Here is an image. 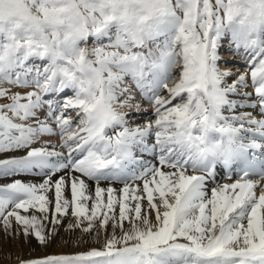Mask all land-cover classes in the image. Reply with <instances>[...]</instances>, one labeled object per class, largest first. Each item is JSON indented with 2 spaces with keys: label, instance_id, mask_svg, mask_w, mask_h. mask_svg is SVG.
Segmentation results:
<instances>
[{
  "label": "snow or ice",
  "instance_id": "snow-or-ice-1",
  "mask_svg": "<svg viewBox=\"0 0 264 264\" xmlns=\"http://www.w3.org/2000/svg\"><path fill=\"white\" fill-rule=\"evenodd\" d=\"M0 101V233L97 245L17 264H264V0H0Z\"/></svg>",
  "mask_w": 264,
  "mask_h": 264
},
{
  "label": "bare ground",
  "instance_id": "bare-ground-1",
  "mask_svg": "<svg viewBox=\"0 0 264 264\" xmlns=\"http://www.w3.org/2000/svg\"><path fill=\"white\" fill-rule=\"evenodd\" d=\"M249 83H250V80H249ZM17 90H19L21 92H26L29 89L19 88ZM232 98L240 99V97L236 98L235 96H233ZM0 102H2V101H0ZM239 110L250 111L249 108H244V109H239ZM44 114H45V112H43V111L40 113L41 116H44ZM44 139L54 141L56 138L50 137V136H45ZM150 142H152V141H150ZM137 152H138V150H137ZM137 152L135 153V154H138V155H136L137 157L142 158L141 156H144V157H147V156L150 157L151 156L153 158L152 162H155V154L148 153L147 155H140V153H137ZM141 162H142V160H141ZM142 163H144V162H142ZM133 166L134 165H132L131 167H133ZM17 178L27 179V180L34 179V177H31V176H29V177H17ZM35 179H38V178H35ZM227 181L228 180L223 179L221 182H227ZM0 182H4V181H0ZM210 187H211V185H210ZM78 235H79V233H76V234H72L70 237L69 234H67V233L63 234V232H62V234H60V236H57L55 241H53L48 247H43V246L39 245L36 240H32L31 244H25L23 242V240L11 241V240L5 238L3 233H0V260L4 259L10 253L12 256L11 258L14 257V254H17V256H24L26 258L27 252L31 251L30 249L34 248V247H36V250L34 252L31 251L32 252L31 256H33V257H40V256H43V255L48 254V253L73 252L75 249L66 248L67 246H69V244L65 243V241L72 242L76 239V236H78ZM61 237H63V239H61ZM50 246L52 248H50ZM16 264H17V262H16Z\"/></svg>",
  "mask_w": 264,
  "mask_h": 264
},
{
  "label": "rangeland",
  "instance_id": "rangeland-1",
  "mask_svg": "<svg viewBox=\"0 0 264 264\" xmlns=\"http://www.w3.org/2000/svg\"><path fill=\"white\" fill-rule=\"evenodd\" d=\"M229 56H230V53H225V59H228ZM36 63H39V61ZM233 65H235V67L238 68L239 71H241V72L244 71V65L241 64L238 60L230 61L229 64H227V65L221 64L222 67H233ZM231 79H235V77H231L230 80ZM127 82L129 83V86L134 87V85L131 84L130 80ZM135 92H136V99L138 100L137 94H140V92L138 89H136ZM139 99H141V98H139ZM144 106H143V108H145ZM145 118H148V117H147V115L145 117L143 114H134V115L130 116L129 120L132 122L130 124V126L135 127L137 125H139V126L144 125L145 123H147L149 121V118L146 119L145 121H143ZM152 118H154V117H152ZM65 223H67V221H65ZM62 232H63V234L65 233L63 228H61L60 234H62ZM58 236H60V235H58ZM84 239L89 240V238L87 236H85ZM68 244H69V246H67L66 248L75 249L74 251L80 250V248L97 246L91 240H89V243H87V244L82 243L79 247L76 244H74L73 242H68ZM50 248H52V247L50 246ZM30 250L32 252H34L36 250V247L31 248ZM31 251L27 252L26 257L29 255V252L32 253ZM63 253H67V252H63ZM48 254H50V253H48ZM16 257H17V254H14V257L9 259V255H8L4 259L0 260V264H16V262H17Z\"/></svg>",
  "mask_w": 264,
  "mask_h": 264
},
{
  "label": "clouds",
  "instance_id": "clouds-1",
  "mask_svg": "<svg viewBox=\"0 0 264 264\" xmlns=\"http://www.w3.org/2000/svg\"><path fill=\"white\" fill-rule=\"evenodd\" d=\"M215 139V137H213ZM209 147H213V145H209ZM235 146H231L227 143V141H225L223 144L220 145L219 149H216L217 151H224V152H228L230 150V148H234Z\"/></svg>",
  "mask_w": 264,
  "mask_h": 264
}]
</instances>
